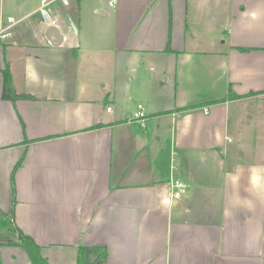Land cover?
I'll use <instances>...</instances> for the list:
<instances>
[{"label": "crops", "instance_id": "crops-1", "mask_svg": "<svg viewBox=\"0 0 264 264\" xmlns=\"http://www.w3.org/2000/svg\"><path fill=\"white\" fill-rule=\"evenodd\" d=\"M68 1L49 26L37 0H0V24L24 17L0 37V210L48 264L80 244L105 264H264V0ZM142 57L167 88L131 75ZM5 65L29 97H1ZM0 264L32 262L2 245Z\"/></svg>", "mask_w": 264, "mask_h": 264}, {"label": "trees", "instance_id": "trees-1", "mask_svg": "<svg viewBox=\"0 0 264 264\" xmlns=\"http://www.w3.org/2000/svg\"><path fill=\"white\" fill-rule=\"evenodd\" d=\"M2 93L3 99L15 102L22 97H29L26 95L17 94L11 83L10 73L8 65H5L2 69ZM255 92H249L254 94ZM258 93V92H256ZM229 98L239 97L236 94L231 93L229 90ZM20 160L15 165L16 169L20 165ZM12 203L14 204V186H12ZM2 245H17L24 248L32 262V264H48L46 260L41 256L40 246L21 229H19L14 223L13 210L9 213H5L0 210V246ZM107 257V249L105 246H86L78 245V252L76 258V264H105Z\"/></svg>", "mask_w": 264, "mask_h": 264}, {"label": "built area", "instance_id": "built-area-1", "mask_svg": "<svg viewBox=\"0 0 264 264\" xmlns=\"http://www.w3.org/2000/svg\"><path fill=\"white\" fill-rule=\"evenodd\" d=\"M56 1H61V3L63 5H67L68 4V0H37L38 2V7H37V11L41 17V19L47 23L49 26H56L58 25V19L52 14L51 11V6L56 2ZM114 0H109V5H112ZM24 18V17H23ZM23 18L20 19H15L12 16H8L6 17L5 21H2L0 24V37L1 38H5L8 37L11 34V29L12 27L18 23L19 21H21ZM108 111H110L112 109L111 106H107L106 108ZM146 117V114L144 112V108L142 104H138L136 111L133 113V119L135 120H139L142 124L143 121ZM174 185L178 188V187H182L181 183H179L178 181L174 182ZM174 196H177L178 193L174 192L173 194Z\"/></svg>", "mask_w": 264, "mask_h": 264}, {"label": "rangeland", "instance_id": "rangeland-1", "mask_svg": "<svg viewBox=\"0 0 264 264\" xmlns=\"http://www.w3.org/2000/svg\"><path fill=\"white\" fill-rule=\"evenodd\" d=\"M137 62V63H136ZM132 72L131 75L134 76L135 78H139L142 81H146L148 82L149 80H151L152 82V86L154 87H160V88H167L168 83H164L163 82V76L159 77L158 76V70H159V64H157V62L153 59H144L142 58H136L132 60ZM136 63V64H135ZM122 76L124 75L121 74ZM130 75V76H131ZM127 79H129V77ZM124 77V76H123ZM134 78V80H135ZM136 82V80L134 81V83ZM144 101V100H142ZM143 104V102H142ZM112 107V106H111Z\"/></svg>", "mask_w": 264, "mask_h": 264}, {"label": "clouds", "instance_id": "clouds-1", "mask_svg": "<svg viewBox=\"0 0 264 264\" xmlns=\"http://www.w3.org/2000/svg\"><path fill=\"white\" fill-rule=\"evenodd\" d=\"M260 179H261V177L259 176V174L255 170H253V174L251 177V182H252L253 186L258 185L260 182Z\"/></svg>", "mask_w": 264, "mask_h": 264}, {"label": "water", "instance_id": "water-1", "mask_svg": "<svg viewBox=\"0 0 264 264\" xmlns=\"http://www.w3.org/2000/svg\"><path fill=\"white\" fill-rule=\"evenodd\" d=\"M71 25H72V28H73L74 32H76L75 26L73 24H71Z\"/></svg>", "mask_w": 264, "mask_h": 264}]
</instances>
